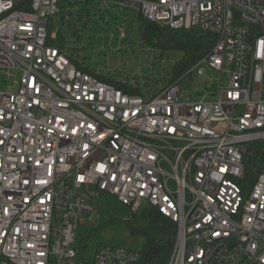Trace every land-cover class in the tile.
<instances>
[{"label":"built area","instance_id":"1","mask_svg":"<svg viewBox=\"0 0 264 264\" xmlns=\"http://www.w3.org/2000/svg\"><path fill=\"white\" fill-rule=\"evenodd\" d=\"M62 1L0 0V69L13 81L0 89V264H149L105 244L78 258L76 229L102 218L104 193L176 223L168 264H264V169L242 184L247 144L264 139V0H102L216 35L153 93L84 71L50 43ZM207 68L218 77L185 99L181 81Z\"/></svg>","mask_w":264,"mask_h":264},{"label":"rangeland","instance_id":"2","mask_svg":"<svg viewBox=\"0 0 264 264\" xmlns=\"http://www.w3.org/2000/svg\"><path fill=\"white\" fill-rule=\"evenodd\" d=\"M109 1L116 2V0ZM101 3L102 0H97L96 8H90L89 21L87 16L80 20L75 14L77 12L69 13L66 10L68 4L63 13L57 14L49 21L50 43L84 58L89 65L95 66L102 73L128 82L134 81L143 91L150 90V93H153L157 87H165L173 66L182 53L175 49L161 52L142 44L138 33L136 7L124 5L120 11L114 8L106 10ZM82 6L89 7L85 3H78L69 8L77 11ZM120 27H124L127 34L121 41L118 40L119 32H117ZM77 34L80 35L79 38ZM119 45L121 49L117 48ZM206 72L205 76L200 77L194 71L192 76L181 81V92L185 99L189 98L191 93L196 96L197 91L203 88L206 81L218 77V73L209 68ZM8 80L9 78H5L0 69V89L13 84L12 80L7 83ZM144 95L147 97V93ZM95 203L102 212V218L94 223L79 225L76 229L78 258L90 260L101 244L141 250L144 237L133 233L129 224L147 228L148 222L142 210L134 216L115 196L107 193Z\"/></svg>","mask_w":264,"mask_h":264},{"label":"trees","instance_id":"3","mask_svg":"<svg viewBox=\"0 0 264 264\" xmlns=\"http://www.w3.org/2000/svg\"><path fill=\"white\" fill-rule=\"evenodd\" d=\"M97 0H86L78 3H85L89 7H80L77 11H68L77 14L82 20L84 16L90 20V8H96ZM77 3V4H78ZM92 4V5H91ZM73 5V4H71ZM67 7L66 0L61 3V13ZM99 10V8H98ZM137 21L139 22L138 33L142 44L164 52L167 49L180 51L181 57L173 66V71L168 79L172 83L186 73L195 63L210 54L217 37L215 34L205 31L199 27L192 28H172L169 25H162L159 22L151 21L138 12ZM79 38L80 35L77 34ZM77 38V39H78ZM70 56L78 68L97 74V68L89 65L84 58ZM101 79L134 93H143L141 86L133 87L129 83H124L119 78L110 75H98ZM245 173L242 184L246 187L251 186L259 173L264 169V139H258L247 144V153L244 160ZM147 219V228H141L130 223L129 228L133 233L141 234L144 237L141 249L142 256L149 264H168L173 251L177 225L170 218L161 215L155 209L142 212ZM138 213L134 214L136 216Z\"/></svg>","mask_w":264,"mask_h":264},{"label":"crops","instance_id":"4","mask_svg":"<svg viewBox=\"0 0 264 264\" xmlns=\"http://www.w3.org/2000/svg\"><path fill=\"white\" fill-rule=\"evenodd\" d=\"M120 80V79H119Z\"/></svg>","mask_w":264,"mask_h":264}]
</instances>
